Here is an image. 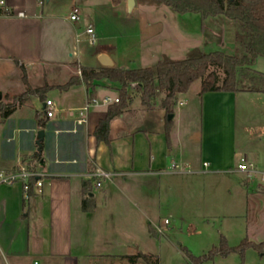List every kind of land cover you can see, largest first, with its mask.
I'll return each mask as SVG.
<instances>
[{"label":"crops","instance_id":"crops-1","mask_svg":"<svg viewBox=\"0 0 264 264\" xmlns=\"http://www.w3.org/2000/svg\"><path fill=\"white\" fill-rule=\"evenodd\" d=\"M7 2L14 11L29 15L0 18V65L17 68L16 78L1 88L2 95L3 91L10 92L13 85L17 91L13 93L25 92L24 73L31 88H47L44 100L36 93L30 94L25 103L15 106L12 114L0 118L6 124L23 112L18 115L15 133L0 138V171L10 172L33 160L38 166L30 169L42 180V187L33 186L29 198L20 182L0 184V264H132L130 257L139 253L158 257L157 241L162 234L158 231L169 225L160 216L164 185L173 189V179L178 176L227 172L236 167L238 162L231 166L230 158L219 150L218 141L215 144L209 135L214 130L217 133L222 106L244 92H205L200 96L198 91L202 107L199 148L191 145L188 135L193 113L176 108L182 96H178L175 105L169 136L160 100L148 110L133 94L129 106L111 121L109 143L98 142L94 130L112 104L103 100L119 98L120 85L100 81L97 102L87 111L83 110L89 96L85 84L62 86L71 77L81 75L78 65L104 67L99 62L101 54H106L115 68L154 66L163 53L161 42L154 41L159 35L141 30L118 35L104 30L105 25L116 21L115 10L127 6L128 0L117 6L111 0ZM75 7L81 16L78 21H71L69 15ZM88 25L98 37L90 52L83 34ZM31 78L38 80L32 84ZM139 89L133 84L128 91L135 93ZM53 93L56 99L51 96ZM46 99L55 102L57 112L40 126L37 114L43 111ZM182 103L186 105L188 101ZM25 117L33 118L32 125L25 124ZM82 119L85 121L80 122ZM39 129L45 132L40 151L35 135ZM27 130L32 135L24 139L22 134ZM231 154L236 155L234 142ZM173 162L180 165L182 172L171 171ZM204 162L209 163L207 172L202 170ZM98 169L121 175L106 179L101 188H96L92 175ZM85 181L90 184L89 198L83 189ZM84 199L88 210L83 209ZM140 260L135 259V264Z\"/></svg>","mask_w":264,"mask_h":264},{"label":"rangeland","instance_id":"rangeland-1","mask_svg":"<svg viewBox=\"0 0 264 264\" xmlns=\"http://www.w3.org/2000/svg\"><path fill=\"white\" fill-rule=\"evenodd\" d=\"M136 4H142V1L134 0L131 7L128 1L127 6L118 7L115 10L116 21L111 26L105 25L104 30L118 35L125 32L134 34L140 30L144 33H155L159 37L154 41L161 42V47L159 46L163 52L161 58L179 60L189 55L212 51L233 54L235 32L233 21L223 16L202 21L199 14H178L167 6L150 3L135 9ZM94 47L96 45H88L87 51L90 52ZM187 49L188 53H185ZM254 68L264 72V58H259ZM211 69L216 70L220 79H223L224 75L220 69ZM18 71H21L20 68ZM16 73L15 65H0V90L12 78H16ZM37 80L31 78L30 81L35 84ZM199 83L200 80L193 83L185 97L179 95L182 97L176 105L178 109H186L193 113L194 118L188 135L191 136V145L196 148H199L201 143L202 107L198 96ZM14 87L16 86L13 85L10 92L3 91L0 118L6 106L21 105L30 97L24 92L13 93L17 92L14 91ZM45 88L47 87L35 88L38 89L37 95L44 94ZM51 96L56 99L55 93ZM185 99L188 103L181 104ZM222 108L223 113L220 114L217 127L214 126L217 133L215 135L213 129L214 132H210L209 135L210 140L214 143L218 141L219 150L221 149L225 157L230 158L228 163L231 166L236 165L243 156L258 170L264 171V93H241L236 98L229 99L227 106ZM22 114L23 112L17 113L6 124L0 122V138L15 133V123L19 120L18 115ZM22 120L27 125L34 122L33 118L25 117ZM41 130L35 133L37 140ZM30 135L32 133L27 130L22 137L26 139ZM233 142L235 156L231 154ZM20 166L30 169L37 167L38 164L37 161L35 163L30 160L16 169ZM173 180H175L173 189L164 185V205L160 213L161 218L168 219L170 223L163 226V233L157 241L159 249L155 254L158 257L154 256L153 259H149L150 261L159 262L157 264H195L190 256L200 257L207 254L212 247L219 245L222 235L226 237L230 246L239 245L247 237L255 243L264 241V193L261 192L264 188L259 185L258 179H246L242 173L218 171L212 174L182 175ZM240 263V255L233 253L227 257L216 255L201 264ZM139 264L147 263L141 259ZM242 264H264V256L261 252L249 248L245 251Z\"/></svg>","mask_w":264,"mask_h":264},{"label":"trees","instance_id":"trees-1","mask_svg":"<svg viewBox=\"0 0 264 264\" xmlns=\"http://www.w3.org/2000/svg\"><path fill=\"white\" fill-rule=\"evenodd\" d=\"M125 0H111L117 6ZM142 3L159 4L171 8L178 14L195 13L201 16L202 21L209 18L223 16L235 24L234 52L226 54L221 51L202 52L189 55L184 59L173 60L162 57L154 66L135 69L115 67H89L80 66L81 75L73 76L62 87H68L77 82H83L88 91V99L95 98L98 83L106 80L110 83H118L119 101L108 106L106 116L101 119L94 135L98 142L109 143V131L111 121L120 116L132 101L133 94L140 97L142 105L152 110L158 100L166 112V134L169 136L173 118H168L175 113V105L179 95L188 92L193 83L200 80L199 95L205 92H260L264 93V72L254 68L259 58H264V0H140ZM220 69L224 75L220 79L216 70ZM23 81L27 85L26 95L38 93V89L29 86L25 73ZM138 85L140 89L135 93H129L130 85ZM42 100L44 94L39 95ZM161 96V97H160ZM15 110V105L6 106L2 117L7 118ZM42 116V118H40ZM38 124L45 125L47 118L42 111ZM44 117V118H43ZM35 179L30 180L29 195H32V187ZM89 182L83 183V189L89 195ZM87 199L83 200V209L88 210ZM152 234L155 232L150 229ZM253 248L264 254V241L255 243L244 239L239 245L230 246L225 236H221L218 246L212 247L207 254L193 257L195 264H201L216 255L227 257L237 253L244 260L245 251ZM153 255L139 253L132 256L133 262L137 258L143 259L147 264H157L149 259Z\"/></svg>","mask_w":264,"mask_h":264},{"label":"built area","instance_id":"built-area-1","mask_svg":"<svg viewBox=\"0 0 264 264\" xmlns=\"http://www.w3.org/2000/svg\"><path fill=\"white\" fill-rule=\"evenodd\" d=\"M29 14L26 13L25 11H14V9L8 4L7 0H0V18L2 17H12V16H18V17H27ZM81 13L79 8L75 7L73 8L72 12L69 15V19L71 21H78L80 19ZM83 34L86 35L87 42L90 45L96 44L98 37L95 32V29L91 26L88 25L85 27ZM79 41V40H78ZM104 103L109 104V103H116L119 101V98H111V97H105L104 98ZM97 100L95 98L93 99H87L86 103L83 107L84 111H87L88 108L96 104ZM43 112L47 118H52L56 115L57 108L56 104L53 100L51 99H46L43 107ZM84 122L85 119L80 120V122ZM171 171L174 173L182 172V169L180 168V165L177 163H172L171 164ZM203 172L209 171V163L204 162L202 166ZM227 172H239L244 174L246 179H258L259 180V185L264 188V171L258 170L255 165L247 160L245 157H240L238 164L236 165L235 168L230 169ZM121 173H114V172H107L101 169H98L92 177L94 178V185L96 188H101L103 186V181L106 179H111L113 177L120 176ZM34 178V184L33 186L36 188H41L42 187V180L40 179V176L37 172L28 169L27 167L20 166L19 168L12 170L10 172L7 171H0V184H7V185H12L17 182L22 183L23 185V190L26 198H29V191H30V180ZM165 224H169V220L165 219L164 220ZM159 233H163L162 229H159ZM35 264H40L39 262H35Z\"/></svg>","mask_w":264,"mask_h":264},{"label":"water","instance_id":"water-1","mask_svg":"<svg viewBox=\"0 0 264 264\" xmlns=\"http://www.w3.org/2000/svg\"><path fill=\"white\" fill-rule=\"evenodd\" d=\"M130 5L132 3H134V0H128ZM99 62L104 66V67H112L113 66V62L110 60V58L106 55V54H101L100 57H99ZM2 92L0 90V101L2 100ZM168 118H173V114H170ZM44 130H41L39 132V136H38V141H37V144H38V149L39 151L42 149V141H43V138H44Z\"/></svg>","mask_w":264,"mask_h":264}]
</instances>
